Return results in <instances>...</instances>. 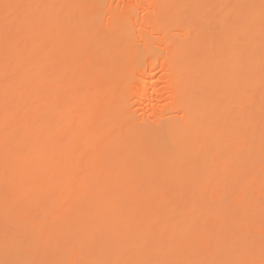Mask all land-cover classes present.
I'll list each match as a JSON object with an SVG mask.
<instances>
[{
  "label": "bare ground",
  "instance_id": "6f19581e",
  "mask_svg": "<svg viewBox=\"0 0 264 264\" xmlns=\"http://www.w3.org/2000/svg\"><path fill=\"white\" fill-rule=\"evenodd\" d=\"M0 264H264V0H0Z\"/></svg>",
  "mask_w": 264,
  "mask_h": 264
},
{
  "label": "snow or ice",
  "instance_id": "6c2138e0",
  "mask_svg": "<svg viewBox=\"0 0 264 264\" xmlns=\"http://www.w3.org/2000/svg\"><path fill=\"white\" fill-rule=\"evenodd\" d=\"M6 7H8V6L6 5Z\"/></svg>",
  "mask_w": 264,
  "mask_h": 264
}]
</instances>
